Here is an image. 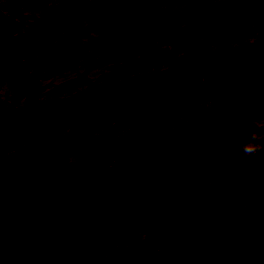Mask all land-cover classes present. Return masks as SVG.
<instances>
[{
  "label": "rangeland",
  "instance_id": "374dc122",
  "mask_svg": "<svg viewBox=\"0 0 264 264\" xmlns=\"http://www.w3.org/2000/svg\"><path fill=\"white\" fill-rule=\"evenodd\" d=\"M80 1L48 41L37 26L66 0H0V156L21 183L0 264L62 250L65 264H221L223 250L264 264V240L241 231L264 221V0ZM231 75L250 94L240 113L223 99ZM139 123L147 138L99 153ZM172 129L203 133L180 170ZM141 175L157 193L135 217L114 197Z\"/></svg>",
  "mask_w": 264,
  "mask_h": 264
},
{
  "label": "water",
  "instance_id": "95a60500",
  "mask_svg": "<svg viewBox=\"0 0 264 264\" xmlns=\"http://www.w3.org/2000/svg\"><path fill=\"white\" fill-rule=\"evenodd\" d=\"M133 0H128L132 2ZM81 6L80 0H66L60 9L53 10L49 16L43 18L37 26L40 31L48 33V41H52L56 37L61 28L64 26L66 20H72L79 13ZM209 16L214 20H221L224 15L222 12L215 10L209 11ZM193 27L196 31L205 32L207 26L204 17L194 16ZM119 28V19L112 14H106L102 18V29L105 34H112ZM22 48L18 47L16 53L19 54ZM54 48L50 46L41 55V61H47L53 58ZM17 63V59H16ZM13 73L18 79V83L22 84L26 81L28 70L26 66H19L15 64L13 67ZM240 77L238 75H231L226 83L223 91V99L229 100L233 103V110L236 113H240L247 100L250 98V94L247 91L238 88ZM3 119V116H0ZM148 133L144 129L143 123H139L135 127H132L125 133L118 135L112 139H108L99 153H105L111 149L117 147H127L133 145L139 140L147 138ZM166 135L173 137L180 143V150L175 159L170 164L172 170H180L186 165L189 159L192 157L194 149L200 140L203 138V133H188L180 130H167ZM138 170L127 169L122 175L123 179H127L131 176L137 175ZM157 183L154 179L141 175L134 183L126 187L117 189L114 200L116 203L126 201L127 207L130 209L133 216H138L143 206L148 203L156 194ZM20 187L18 179L11 173L5 164V159L0 156V237H3L9 232L12 227L11 221V208L16 201L17 192ZM212 208L209 204L202 206V214L205 216L212 215ZM218 260L222 264H229L234 254L231 251H222L217 254ZM69 260V255L62 251L58 255L48 260L47 264H63ZM240 264H252L250 257H242Z\"/></svg>",
  "mask_w": 264,
  "mask_h": 264
},
{
  "label": "trees",
  "instance_id": "16d2710c",
  "mask_svg": "<svg viewBox=\"0 0 264 264\" xmlns=\"http://www.w3.org/2000/svg\"><path fill=\"white\" fill-rule=\"evenodd\" d=\"M239 56V55H238ZM85 91H87V90H85ZM84 91V92H85ZM90 91H92V92H94L95 91V89H89V92ZM94 94V93H93ZM38 110H39V108H38ZM40 111H44L43 109L41 110V108H40ZM39 113H41V112H39ZM27 114H29V113H27ZM30 114L31 115H33L32 113H31V111H30ZM253 153V152H252ZM254 154V153H253ZM46 172V171H45ZM45 172H43V173H45ZM142 172V174H146V172L145 171H141ZM260 218V217H259ZM249 227H245V225H242L241 226V231H246V232H251V231H253L254 233H256V237H259L262 241L264 240V221H262L261 219H259V220H257V222H255L254 224H250V225H248ZM262 232V233H261ZM259 233H261V234H259Z\"/></svg>",
  "mask_w": 264,
  "mask_h": 264
},
{
  "label": "flooded vegetation",
  "instance_id": "af4514ba",
  "mask_svg": "<svg viewBox=\"0 0 264 264\" xmlns=\"http://www.w3.org/2000/svg\"><path fill=\"white\" fill-rule=\"evenodd\" d=\"M44 110H45V109H44ZM3 118H4V117H3ZM139 177H140V176H138V178H139ZM138 178H137V179H138ZM137 179H136V180H137ZM136 180H135V181H136ZM133 183H134V182H133ZM156 183H157V182H156ZM129 185H131V184H129ZM127 186H128V185H127ZM20 187H21V183H20ZM156 189H157V186H156ZM18 190H19V189H18ZM116 191H117V190H116ZM115 193H116V192H115ZM156 193H157V191H156ZM155 196H156V194H155ZM151 200H152V199H151ZM151 200H150V201H151ZM150 201H149V202H150ZM123 202L126 203V201H123ZM146 204H147V203H146ZM146 204H145V205H146ZM126 205H127V204H126ZM145 205H144V206H145ZM144 206H143V207H144ZM62 251H63V250H62ZM62 251L57 252V254H55L54 256L58 255V254H59L60 252H62ZM223 251H229V250H223ZM64 252H66V251H64ZM221 252H222V251H221ZM66 253H67V252H66ZM232 253L234 254V252H232ZM67 254H68V253H67ZM68 255H69V254H68ZM54 256H52V257H54ZM52 257H51V258H52ZM242 257H245V256H242ZM242 257H241V258H242ZM51 258H49V259H51ZM241 258H240V259H241ZM49 259H48V260H49ZM235 259H236V258H235V254H234V258H233V260H232L229 264H232V263L235 261ZM69 260H70V256H69ZM69 260H68V261H69ZM239 262H240V261H239ZM65 263H66V262H65ZM65 263H63V264H65ZM220 263H221V262H220ZM221 264H222V263H221ZM252 264H253V263H252Z\"/></svg>",
  "mask_w": 264,
  "mask_h": 264
}]
</instances>
